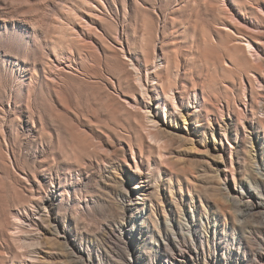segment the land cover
<instances>
[{"label": "rangeland", "instance_id": "1", "mask_svg": "<svg viewBox=\"0 0 264 264\" xmlns=\"http://www.w3.org/2000/svg\"><path fill=\"white\" fill-rule=\"evenodd\" d=\"M263 174L264 0H0V264L264 244Z\"/></svg>", "mask_w": 264, "mask_h": 264}, {"label": "bare ground", "instance_id": "2", "mask_svg": "<svg viewBox=\"0 0 264 264\" xmlns=\"http://www.w3.org/2000/svg\"><path fill=\"white\" fill-rule=\"evenodd\" d=\"M163 83V82H162ZM161 83V86H162ZM142 90H144V85L140 84ZM163 88V86H162ZM144 93L147 92L146 89L143 91ZM182 116V115H181ZM148 117V116H147ZM150 118V117H148ZM184 118V116L182 117ZM151 119V118H150ZM152 120V119H151ZM150 120V121H151ZM185 120V119H184ZM154 124V122H152ZM169 124V123H168ZM168 126V125H167ZM176 127V126H175ZM172 131V130H171ZM159 132V131H158ZM165 132V131H164ZM167 132V131H166ZM178 133V132H177ZM163 134V133H162ZM168 134V133H166ZM169 135V134H168ZM154 135H151L152 139ZM161 136H159L160 138ZM176 137V136H175ZM173 137V138H175ZM179 137V136H178ZM182 137V136H181ZM177 138V137H176ZM183 138V137H182ZM161 139V138H160ZM181 139V138H179ZM157 140V139H156ZM155 140V141H156ZM159 140V139H158ZM157 140V141H158ZM186 147V146H185ZM264 175V174H263ZM262 177V176H261ZM264 182V177L260 178ZM260 181V180H259ZM264 185V184H263ZM146 186V184H145ZM257 186V185H256ZM250 187V186H249ZM248 187V188H249ZM250 191V190H249ZM228 194V193H227ZM248 194V193H247ZM242 196V195H241ZM246 196V195H245ZM258 193L251 192L248 197H251V199H244L243 197L240 198L239 203L240 206L244 207V212L240 214V219L249 220L253 216H259L261 218V222L259 223L260 228L261 226H264V200L260 197ZM264 196V195H263ZM262 196V197H263ZM238 200V199H237ZM238 202V201H237ZM231 204V202H230ZM234 204V203H233ZM236 204V203H235ZM238 204V203H237ZM238 206V205H237ZM235 218V217H234ZM258 218V217H257ZM123 219V218H122ZM238 220L237 218H235ZM239 219V220H240ZM256 219V218H255ZM143 220V218H142ZM257 220V219H256ZM241 222V221H238ZM236 222V224L238 223ZM244 222V221H242ZM248 222V221H247ZM250 222V221H249ZM169 223V222H168ZM252 223V222H251ZM254 223V222H253ZM195 224V223H194ZM170 225V224H169ZM181 225V224H180ZM255 225L257 226L258 223ZM239 226V224H238ZM254 226V225H253ZM119 227V226H118ZM179 228V227H178ZM114 229V228H113ZM183 229V230H182ZM186 229V227H185ZM250 229V228H249ZM110 230V229H109ZM119 230V229H118ZM171 231L174 232L172 229ZM176 231V230H175ZM111 232V231H110ZM114 232V230H113ZM118 232V231H117ZM235 232V231H234ZM120 234L124 233L123 229L120 230ZM177 233V234H176ZM231 234V233H230ZM246 234V233H245ZM236 235V234H235ZM243 234H241L242 236ZM261 235V234H260ZM124 239L126 248L123 250H120V255L122 259V264H144L143 263V257L140 255L132 252L128 245L134 240V234L132 233L131 229H129L125 234L122 235ZM245 236V246L240 242L239 245L236 248H233V251L230 249L225 248V246H218L215 247L212 251L203 252V258H204V264H264V244L262 240H259L257 238H253L250 235H244ZM116 237V236H115ZM138 237V236H137ZM160 237V236H159ZM190 237V233L188 231H184V228H179L177 232H175V235H163L161 245H158V257L161 258V264H196L199 257V253L197 251L191 252V250L186 247V241L187 238ZM234 237V236H233ZM236 237V236H235ZM24 238V237H23ZM109 238V237H108ZM232 238V236H231ZM21 239V238H20ZM116 239V238H115ZM118 239V238H117ZM191 239V238H190ZM236 239V238H235ZM257 239V240H256ZM110 240V239H109ZM145 240V239H144ZM189 240V239H188ZM193 240V239H192ZM23 241V240H22ZM264 241V240H263ZM107 242V241H106ZM122 242V241H121ZM236 242V241H235ZM24 243V242H23ZM22 243V244H23ZM112 243V242H111ZM123 243V242H122ZM154 243V242H153ZM188 243V241H187ZM232 243V242H231ZM260 243V244H259ZM115 244V243H114ZM121 244V243H120ZM193 244V243H192ZM228 244V243H227ZM236 244V243H235ZM259 244V245H258ZM110 245V244H109ZM118 244H116L117 246ZM190 245V244H189ZM115 246V247H116ZM155 246V245H154ZM196 246V245H195ZM194 246V247H195ZM144 247V246H142ZM150 247V246H149ZM153 247V246H152ZM198 247V246H197ZM234 247V246H233ZM32 248V247H31ZM121 248V246H120ZM119 248V249H120ZM99 249V248H98ZM114 249V248H113ZM151 249V247H150ZM157 249V248H156ZM192 249V248H191ZM145 250V249H144ZM198 250V249H197ZM200 250V249H199ZM98 251V250H97ZM116 251V250H114ZM113 251V252H114ZM108 252V251H107ZM111 253V252H110ZM144 253V252H143ZM30 254V253H29ZM94 254V253H93ZM108 254V253H107ZM201 254V253H200ZM109 255V254H108ZM112 255V254H110ZM117 255V254H116ZM96 256V253H95ZM104 256V255H103ZM107 256V255H106ZM118 256V255H117ZM147 257V255H145ZM83 257V256H82ZM110 257V256H109ZM108 257V258H109ZM113 257V256H112ZM86 258V257H85ZM107 258V257H106ZM117 258V257H116ZM116 258H114L116 260ZM97 259V257H96ZM120 259V258H119ZM42 260V259H40ZM119 261V260H118ZM207 261V262H206ZM81 262V261H80ZM116 263V261H115ZM198 263V262H197ZM81 264H96L94 259L91 257V255L88 256L87 259H85L84 262ZM121 264V263H118ZM147 264V261H146ZM150 264V262H149Z\"/></svg>", "mask_w": 264, "mask_h": 264}]
</instances>
